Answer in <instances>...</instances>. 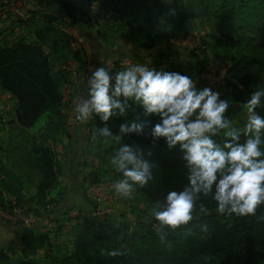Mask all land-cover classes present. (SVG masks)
<instances>
[{"label": "trees", "instance_id": "obj_1", "mask_svg": "<svg viewBox=\"0 0 264 264\" xmlns=\"http://www.w3.org/2000/svg\"><path fill=\"white\" fill-rule=\"evenodd\" d=\"M10 1L12 0H0V8L7 6ZM247 1L219 0L217 13H227L230 18L219 21L218 25L225 26L226 32L233 29L234 17L231 15L243 14ZM252 1V8L259 9L262 0ZM42 3L57 7L65 17L86 30L102 22L114 19L117 21V12L127 10L131 15L132 24L123 23V26L131 30L129 38L136 32L143 37L139 41L128 39L129 44L145 50L173 40L176 38L175 34L181 32L173 31L176 27L173 28L168 23L166 26H155L151 23L146 10H152V6H158L161 10L160 7L165 5L164 0H99L95 7L92 0H48ZM188 8L187 5L184 6L185 15L191 13ZM205 14L204 8L199 16ZM139 16L143 19L145 17V21L136 29L134 24ZM23 24L33 32L34 41L16 38L9 43L0 36V90L15 100L14 114L18 127L32 129L40 118L45 117V135L31 137L27 157L20 162L23 168L20 174L6 168L0 169V207L14 204L25 208L24 194H29L27 201L33 202L37 207L36 205L42 204L44 199L57 189L61 169L53 143L67 134L62 94L67 77L56 68V64H59L60 53L67 51L75 60L78 55L77 51L70 49V39L66 33L56 27L47 26L43 21L36 19L34 13ZM167 28L169 33L162 32ZM240 41L242 42L238 40L237 43H241ZM253 52L255 55L252 58H231L230 66L223 76L230 101L239 106L247 103L251 93L258 90L254 87L255 78L252 71L256 66L255 62L264 60V56ZM118 66V62L112 63L109 70L112 73L119 72ZM168 72L186 75L185 70L178 66H172ZM129 103L132 106L128 108L127 114L124 117L111 118L107 126L114 134H118L119 126L126 121L138 119L139 122H144L145 135L129 134L120 143L133 146L138 144L147 152L152 148V138L148 133L151 127L160 122V118L154 114L146 115L143 107L136 105L134 101ZM256 111L264 116V100ZM104 126L105 122L94 114L89 119V136L95 134L97 141H105V138L99 135V129ZM214 139L223 143L225 137L218 135ZM111 143L105 153L110 159L120 147V143ZM151 150L153 155L149 159L155 165L154 179L145 188L136 189L139 198L150 209L157 200L163 201L168 192L182 190L188 183L186 162L179 146L170 150L161 138ZM101 154L100 147L97 146L96 157ZM6 159L10 160L9 157ZM86 180L87 184L97 182L91 169L86 173ZM201 202L208 208V214H194V219L189 225L175 231L167 230L169 234L166 243L160 241L156 232L157 222L154 219L145 222V216L142 221H137L135 228L128 230L127 227H120L121 230H117L112 227L110 220L104 217L94 225L98 231L93 234V241L116 242V250L122 252L121 256L111 257L107 252L98 262H94L87 243L81 240L74 243L70 249L56 246L51 261L28 259L24 254L20 260L10 264H264V219H260L264 216V205L257 210L256 216L240 217L219 214L216 211L217 205L211 198H205ZM37 209L33 212L36 213ZM204 225L208 226V232L201 230ZM29 249L34 250L35 247H29L27 244L22 250L25 253Z\"/></svg>", "mask_w": 264, "mask_h": 264}, {"label": "clouds", "instance_id": "obj_2", "mask_svg": "<svg viewBox=\"0 0 264 264\" xmlns=\"http://www.w3.org/2000/svg\"><path fill=\"white\" fill-rule=\"evenodd\" d=\"M110 72L106 67L92 71L87 78V98L78 97L73 112L80 121L99 116L105 122L99 129L105 143H120L129 134L145 135V123L138 119L122 123L118 134L107 126L111 118L127 114L132 106L129 101L142 106L146 115L160 118L148 133L152 148L161 138L170 150L179 146L188 180L182 190L170 191L163 201L157 200L145 217V222H157L156 232L162 243L167 242V230L189 225L194 214H208L201 202L205 198L216 203L221 215L256 216L264 205V116L256 111L264 100V89L252 92L247 103L241 105L247 110V120L238 129L226 117L229 101L210 88L198 90L187 75L157 71L141 63ZM221 132L225 140L218 143L214 137ZM152 148L145 152L138 144L120 143L111 158V164L122 174L113 184L115 193L131 199L137 187L145 188L153 181L155 165L149 159ZM201 230L208 232V226ZM108 255L118 257L122 252L113 249Z\"/></svg>", "mask_w": 264, "mask_h": 264}, {"label": "rangeland", "instance_id": "obj_3", "mask_svg": "<svg viewBox=\"0 0 264 264\" xmlns=\"http://www.w3.org/2000/svg\"><path fill=\"white\" fill-rule=\"evenodd\" d=\"M99 0H92L94 7ZM229 1V0H226ZM164 6H152V10H146L148 17H150L151 23L155 26H169L175 28L176 38L166 42L170 45L179 44L180 40L186 39L191 47L192 43L196 40L199 41L200 49L198 52L192 50L197 61L200 63L199 67L185 68V74L192 78L196 82L198 90L208 88L210 82L218 83L219 94L222 100H227L230 103L226 117L232 122L233 127L242 129L247 120V110L232 101H230L226 88L225 80L223 76L227 68L230 66L231 58H252L254 54L253 51L258 52L261 56H264V0L261 1L259 9L254 10L252 5L254 2L252 0L247 1V7L243 14H234V28L229 29V32L224 30V27H220L218 22L224 21L230 16L227 13L220 14L217 13L218 5H220L219 0H164ZM187 5L190 15H185L184 6ZM205 8L206 14L204 16H199L200 12ZM139 11V10H137ZM170 11L172 15H170ZM115 18L117 21L111 20L110 22H102L90 30L82 28L81 30L85 33L83 38L87 40L83 43L87 47H94L91 40L99 41L102 45L101 47L109 48H120L125 49L129 43L128 39L132 41H139L143 37L138 34V32L130 35L131 30L123 26V23L131 22V15L127 10L117 12ZM120 19V20H119ZM145 21L142 17L136 19L137 26ZM60 25L66 30L71 26H68L67 22H61ZM72 28V27H71ZM70 28V30H71ZM10 30H3L0 35L10 42L16 39L15 33L8 32ZM70 34L73 31H68ZM162 32L169 33V29H163ZM68 40V44L74 46V48H81L80 42H78L77 35ZM90 40V41H88ZM238 40H242L241 43H237ZM62 48V47H60ZM192 49V48H191ZM77 50V49H76ZM59 64H56V68L60 69L67 77V84L64 86L63 94V112L66 116V135H88L87 136V147L88 154L85 160L87 169L101 172L105 171L107 176L114 181L122 178V174L111 164V159L107 156L106 150L112 143H105V141H97L95 139V134L92 136L89 132V120L80 121L76 119L73 112L74 101L79 97V93L82 91H77L76 85L81 86L82 81H80L83 76L79 79V70H69L68 61L70 63L82 62V58H77L79 60L72 61L71 54L67 51L60 53ZM117 54V53H115ZM116 56V55H115ZM52 59V57H51ZM67 62V66L65 63ZM116 61H114L115 63ZM86 62L84 61L83 64ZM113 62L107 63L109 67ZM256 66L253 69L254 74V87L258 89H264V60L260 62H255ZM82 64V65H83ZM131 65V64H129ZM65 66V69H62ZM104 67V66H103ZM116 67V65H115ZM168 69V67H167ZM89 72L91 77L92 71ZM86 72V73H87ZM204 74L202 75V73ZM79 80V82H78ZM84 82V81H83ZM76 83V84H75ZM207 83V86L205 85ZM86 90L84 91L82 98H87L88 84L86 83ZM16 103L15 100L11 98L10 95L4 93L0 90V169L6 168L20 174L23 170L21 161L26 159L27 152L29 150L28 145L32 136L34 135H45L43 133V127L45 125V117L40 118L34 125L32 129H23L17 126L15 122L14 107ZM219 136H224L223 132L218 134ZM57 142V141H56ZM53 143V149H55ZM97 146L100 147L101 155L97 156L93 161V153L96 151ZM67 147L64 146V150ZM63 150V149H62ZM56 157L57 152L55 151ZM9 157L10 160H7ZM92 164V165H91ZM60 169L61 162L59 163ZM1 178V175H0ZM86 188V187H85ZM58 191V192H57ZM61 190H53L49 196L44 199L42 204L34 206L33 202L29 203L27 201L29 194H24V207H26L29 212H33L37 209V214L39 215V220L30 226L29 237L24 242V248L27 244L29 247H35L34 250H27L23 252L20 246L7 245L0 248V264H10L12 261L20 260L23 255H27L28 259H35L41 261H51L52 257L55 255L56 246L66 247L70 249L72 245L78 241H85L91 252V257L94 262H98L101 257L106 255L110 250L117 249V243H98L93 241V234L98 230L94 225L99 221H102L104 217L110 220L112 227L117 230H121L120 227H127L128 230L135 228L137 221H142L145 216H147L151 209L139 198L137 195V190L133 193L131 199L125 198L121 203L111 206V207H101V211L97 212V215H91L89 212L79 211L77 217L71 218L68 216L67 212H63L56 218V207L61 203L63 204ZM51 199V200H50ZM49 204L53 207L50 213L43 212L44 207ZM77 209L70 206V209ZM105 210H108V214H104ZM57 211V210H56ZM155 227V226H153Z\"/></svg>", "mask_w": 264, "mask_h": 264}, {"label": "crops", "instance_id": "obj_4", "mask_svg": "<svg viewBox=\"0 0 264 264\" xmlns=\"http://www.w3.org/2000/svg\"><path fill=\"white\" fill-rule=\"evenodd\" d=\"M45 1L47 2L48 0H12L7 6L0 8V34L3 30H10L8 32L15 33L16 38L34 41L35 37L33 32L23 24L31 17L32 13L36 15V19L43 21L49 27L58 28L62 33H66L69 38L76 35L75 32H77L78 35L76 37L82 49L74 48L71 44H69V47L73 52H78L77 58L81 56L83 60L81 63H70V61H68V69L79 70V79L82 76L84 77L80 80L82 81V85L79 87L78 85L75 86L78 93L82 91L78 95L81 98L87 87V78H90L89 72L87 71H93L103 66L109 69V65L107 66L106 64L110 62L114 63V61H116L115 63L118 62L119 64L131 65L141 63L148 67L155 68L157 71L162 70L166 72H168L172 66L185 69L199 67L200 65L191 48L188 46L189 43L186 39L180 40L177 45L164 43L149 50L131 46L129 43L125 49L105 48L101 47L102 45L99 41L94 40H91L94 47H92V45H90L91 47H87L86 45H88V42L83 38L85 33L80 29V25L73 23L65 17L57 7L46 6L42 3ZM62 21H66L68 26L72 27H70L71 30L70 28L67 30L63 28L60 25ZM68 31H73V33L70 34ZM83 41H86V45ZM71 60L74 61L72 58ZM84 61L86 62L85 64H83ZM66 64L67 62L65 66H67ZM65 66L62 69H65ZM87 136L88 135H63L59 137L54 144V151L57 152L56 159L59 163L61 162L62 165L61 175L58 178V187L56 190H61L63 193V204L60 203L56 207L57 211L54 210V213L57 214L56 218L64 211L68 210L70 206L77 208L79 211L89 212L91 215L98 214L97 212L99 209L95 207L91 199L85 194V187L88 185L86 180V156H89L87 151ZM64 146L67 147L65 150ZM95 158L96 151L93 153L91 161L94 162ZM93 172L95 173V171ZM95 176L96 181L104 180L115 183L113 179L107 176L105 171L100 174L97 171ZM29 232H31L30 226L24 227L0 221V248L10 244L13 246H20V248L23 249L24 242L29 237Z\"/></svg>", "mask_w": 264, "mask_h": 264}, {"label": "built area", "instance_id": "obj_5", "mask_svg": "<svg viewBox=\"0 0 264 264\" xmlns=\"http://www.w3.org/2000/svg\"><path fill=\"white\" fill-rule=\"evenodd\" d=\"M190 48H192L191 50H195V52H198V50L200 49L199 41L196 40L194 43H192ZM129 66L131 65L119 64L118 70L122 71ZM203 74L204 72L202 73V75ZM209 79L207 80L209 86H207V83H205V85L210 88L213 92L219 93V87L217 86L218 83L210 82ZM113 184L114 183L110 181L99 180L93 184H88L86 186L85 194L91 199L95 207L99 209L98 212L101 211V207L103 206H115L124 200L123 197L115 193ZM52 210L53 207L48 204L44 207L43 212L50 213ZM64 212H67L68 216H70L71 218L77 217L79 215V210L74 208L66 210ZM104 212V214H108L109 211L105 210ZM38 220L39 215L37 214V211L36 213L29 212L25 208L21 206H16L14 204L0 207V221L5 222L7 224H16L28 227Z\"/></svg>", "mask_w": 264, "mask_h": 264}]
</instances>
